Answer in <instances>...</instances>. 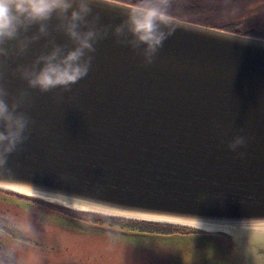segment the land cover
I'll use <instances>...</instances> for the list:
<instances>
[{
  "label": "water",
  "instance_id": "obj_1",
  "mask_svg": "<svg viewBox=\"0 0 264 264\" xmlns=\"http://www.w3.org/2000/svg\"><path fill=\"white\" fill-rule=\"evenodd\" d=\"M132 6L110 0L93 10L115 24ZM168 19L175 30L152 63L109 36L69 90H30L20 107L30 120L26 139L0 172V190L220 236L245 248L248 257L234 249V264H264V38ZM51 38L69 43L60 33ZM47 39L0 64L10 92L24 85L8 71L45 51ZM234 135L245 138L235 150ZM63 216L87 234L127 242L186 235Z\"/></svg>",
  "mask_w": 264,
  "mask_h": 264
},
{
  "label": "clouds",
  "instance_id": "obj_2",
  "mask_svg": "<svg viewBox=\"0 0 264 264\" xmlns=\"http://www.w3.org/2000/svg\"><path fill=\"white\" fill-rule=\"evenodd\" d=\"M108 4L110 0H0V64L24 57L37 40L48 38L45 51L8 71L23 82L22 88L10 92L0 83V172L8 170L9 155L26 139L30 120L20 107L30 98V90H69L88 74L96 44L109 36L136 52L143 64H150L175 30L165 0H141L115 24L102 23L93 10ZM54 32L69 43H55ZM244 143L243 136L234 135L228 148L235 150Z\"/></svg>",
  "mask_w": 264,
  "mask_h": 264
},
{
  "label": "rangeland",
  "instance_id": "obj_3",
  "mask_svg": "<svg viewBox=\"0 0 264 264\" xmlns=\"http://www.w3.org/2000/svg\"><path fill=\"white\" fill-rule=\"evenodd\" d=\"M226 1L228 0H203L201 6L207 5L214 9L212 12L216 18L238 14L240 9L230 6ZM213 14L211 16H214ZM204 16L208 17L210 13H205ZM241 27L243 31L264 30V26L258 25ZM1 198L9 202L0 201V220L13 224L22 238H14L9 233L0 232V264H9L4 255L8 256L12 264H234V249L238 257H248L245 248L233 244V249L231 244L220 236L198 232L170 238L137 240L138 244L103 234H87L78 227H73L71 219L63 215L86 219L109 216L76 211L27 197L25 198L37 204L30 203L29 207L28 202L23 199L18 200L3 193H0V200ZM47 206L61 210L63 215L48 212L51 209ZM192 230L194 229L187 228L186 231H173L187 233Z\"/></svg>",
  "mask_w": 264,
  "mask_h": 264
},
{
  "label": "trees",
  "instance_id": "obj_4",
  "mask_svg": "<svg viewBox=\"0 0 264 264\" xmlns=\"http://www.w3.org/2000/svg\"><path fill=\"white\" fill-rule=\"evenodd\" d=\"M140 2L141 1L136 2L135 4L140 3ZM165 2L167 4L168 16L182 19L185 21H191V22L198 21L199 22L200 19H198L196 15L198 13L205 11L201 6L196 5V3L192 0H165ZM204 25L215 27V28H220V29L238 33V34H244L248 36L264 38V30L256 31L253 29H249V30L243 31L242 30L243 28L240 25H228V24L210 25L208 23L207 24L204 23ZM0 192H4V191H0ZM18 197H22V196L18 195ZM22 198H25V197H22ZM83 219L84 221H87V222H92V223L105 225V226H111V227H115L123 231L144 233V234H147V233L170 234L174 232L173 230L175 231H186L187 230V228H184V227L161 225V224L148 223V222H132V221H126V220L110 218V217H97V219H86V218H83ZM7 224L13 227V224H11L10 222H7ZM7 227L10 228L9 226ZM14 235H15V232H14Z\"/></svg>",
  "mask_w": 264,
  "mask_h": 264
},
{
  "label": "flooded vegetation",
  "instance_id": "obj_5",
  "mask_svg": "<svg viewBox=\"0 0 264 264\" xmlns=\"http://www.w3.org/2000/svg\"><path fill=\"white\" fill-rule=\"evenodd\" d=\"M121 3H126V4H130V5H135L136 2H139L141 0H115ZM196 3V5L201 6L203 2V0H192ZM213 2H215L216 0H212ZM212 2V3H213ZM226 3L230 4V6H235L237 8L240 9V11H238V14H231L228 17H221L218 16L217 18L215 17V14H213L214 12H212L214 9L207 7V5L201 6L205 11L198 13L196 15V17L198 19H200V21H194L193 23H198V24H202L204 25V23H208L210 25H224V24H228V25H240V26H248V25H258V26H264V0H228L226 1ZM242 9V10H241ZM205 13H210V16L205 17L204 14ZM214 16H211V15ZM220 21H217V20ZM202 21V22H201ZM191 22V21H189ZM201 22V23H200ZM3 194H7L10 196H14L16 197V199L18 200H24L25 202H28L29 207L30 203H34L37 204L36 202L30 201L31 199H27V198H22V197H18L16 195L13 194H9V193H4V192H0ZM3 200H5V202H9V200L7 199H2L0 201L3 202ZM14 205V204H13ZM40 206H45L44 204H39ZM15 206V205H14ZM49 207L51 210H49L48 212L53 213V214H61V210L53 207V206H47ZM63 214V213H62ZM77 218L79 220H82L83 218L81 217H74ZM84 220V219H83ZM7 226H9L10 228H8ZM0 232H6L11 234L12 237L14 238H22L21 236H19V234L17 233L16 230H14V228L10 225L7 224V222L1 221L0 220ZM15 232V235H14ZM192 232H198V233H204L202 231H196V230H192L191 232H187V233H180V232H175L178 234H188V233H192ZM17 234V236H16ZM206 234V233H204ZM4 259L8 260L9 264H12V262L9 260L7 255H4Z\"/></svg>",
  "mask_w": 264,
  "mask_h": 264
},
{
  "label": "bare ground",
  "instance_id": "obj_6",
  "mask_svg": "<svg viewBox=\"0 0 264 264\" xmlns=\"http://www.w3.org/2000/svg\"><path fill=\"white\" fill-rule=\"evenodd\" d=\"M11 190H14V191H24V190L18 189V188H11ZM189 225H195V224H189Z\"/></svg>",
  "mask_w": 264,
  "mask_h": 264
}]
</instances>
